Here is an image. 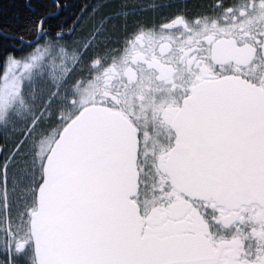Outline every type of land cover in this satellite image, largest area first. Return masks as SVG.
Instances as JSON below:
<instances>
[{
    "label": "snow or ice",
    "instance_id": "1",
    "mask_svg": "<svg viewBox=\"0 0 264 264\" xmlns=\"http://www.w3.org/2000/svg\"><path fill=\"white\" fill-rule=\"evenodd\" d=\"M0 264H264V0H0Z\"/></svg>",
    "mask_w": 264,
    "mask_h": 264
},
{
    "label": "trees",
    "instance_id": "2",
    "mask_svg": "<svg viewBox=\"0 0 264 264\" xmlns=\"http://www.w3.org/2000/svg\"><path fill=\"white\" fill-rule=\"evenodd\" d=\"M66 2L70 5V6H75L78 5L79 3L82 2V0H66ZM73 11V7H70L67 11V15H71V12Z\"/></svg>",
    "mask_w": 264,
    "mask_h": 264
}]
</instances>
